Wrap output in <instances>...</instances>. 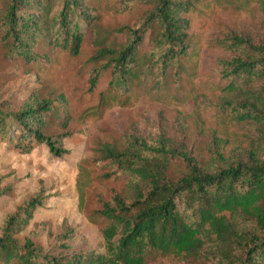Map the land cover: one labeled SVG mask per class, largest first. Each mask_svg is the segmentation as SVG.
<instances>
[{"label":"trees","instance_id":"trees-1","mask_svg":"<svg viewBox=\"0 0 264 264\" xmlns=\"http://www.w3.org/2000/svg\"><path fill=\"white\" fill-rule=\"evenodd\" d=\"M78 132L104 250L45 245L38 193L0 264H264V0H0V135L62 156Z\"/></svg>","mask_w":264,"mask_h":264},{"label":"rangeland","instance_id":"rangeland-1","mask_svg":"<svg viewBox=\"0 0 264 264\" xmlns=\"http://www.w3.org/2000/svg\"><path fill=\"white\" fill-rule=\"evenodd\" d=\"M33 76L21 73L11 80V91H16ZM24 91L23 87L20 88ZM149 113L154 115L153 110ZM87 142V134L78 132L68 137L64 145L69 149L62 156L53 154L45 144L37 145L30 152L14 147L8 137L0 135V182H13V194L0 197V226L7 216L26 199L38 193L43 202L37 208L30 227L37 226L45 245L56 243L63 229L71 226L74 243H84L88 248L104 250L103 238L98 228L79 209L77 191L78 161Z\"/></svg>","mask_w":264,"mask_h":264}]
</instances>
